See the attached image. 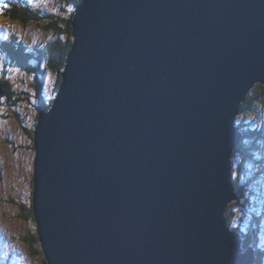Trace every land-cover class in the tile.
Listing matches in <instances>:
<instances>
[{
    "label": "water",
    "instance_id": "95a60500",
    "mask_svg": "<svg viewBox=\"0 0 264 264\" xmlns=\"http://www.w3.org/2000/svg\"><path fill=\"white\" fill-rule=\"evenodd\" d=\"M34 130L47 264H257L226 216L264 85V0H82Z\"/></svg>",
    "mask_w": 264,
    "mask_h": 264
},
{
    "label": "rangeland",
    "instance_id": "374dc122",
    "mask_svg": "<svg viewBox=\"0 0 264 264\" xmlns=\"http://www.w3.org/2000/svg\"><path fill=\"white\" fill-rule=\"evenodd\" d=\"M27 1L28 7H32L31 10L34 7L44 13L42 21L33 20L27 24L24 21L0 19V38H6L8 41L10 36H15L22 45L24 44L33 51L38 47L44 48L47 43L54 40L55 36L48 31L47 24L52 17L63 15V11L68 7L64 0ZM46 74L40 90L45 100H52V107L62 83L56 91V75L50 71ZM3 78L10 81L15 89L13 92L15 95L12 93L14 95L12 100L3 99L2 107H0V264H45L44 253L43 256L36 254L37 250L43 252L41 243L39 242L36 247L30 243L29 239L32 235H37L39 238L33 212V178L34 130L40 114L37 104H40L41 97H38L34 88L35 80L27 69L11 61L5 52H0V79ZM257 110L256 117L258 118L263 110L261 107ZM256 117L251 114L246 119L247 125L251 128L257 126L258 129L263 130L264 125L262 127L256 125ZM254 166L250 165L248 170L251 171ZM235 168L237 165L233 160L234 180ZM248 170L242 172L241 185L245 189L243 203L246 204L249 201L251 207L249 212L242 207L235 208L233 226L241 229L239 233L243 232L248 235L250 231L258 230L251 227L252 220L260 221L261 231L258 233L259 239H257L256 246L262 252L264 264V187H262L264 177L262 176L260 181L248 184L247 179L251 177ZM23 207L32 208L33 218L23 217L26 212ZM252 248L256 253L255 247Z\"/></svg>",
    "mask_w": 264,
    "mask_h": 264
},
{
    "label": "trees",
    "instance_id": "16d2710c",
    "mask_svg": "<svg viewBox=\"0 0 264 264\" xmlns=\"http://www.w3.org/2000/svg\"><path fill=\"white\" fill-rule=\"evenodd\" d=\"M67 5V9L63 11V15H56L51 18V21L47 24V29L55 36L54 40L47 43L44 48H37L35 52H29L27 47L21 44V41L16 37H10L8 41L1 44V49L9 57V59L22 68L27 69L29 74L35 80V90L40 98V104H37V110H48L51 107L52 100L48 101L42 97V91L40 90L44 78L47 76L46 72L50 71L57 77L56 91L62 83V73L66 65L68 54L73 45V19L75 15V9L82 3V0H64ZM7 5V7H4ZM0 9L2 14L0 18H5L12 21H24L27 24L33 20L42 21L43 12L33 7H28L27 0H0ZM4 73V72H3ZM6 74V73H4ZM15 89L6 78L0 79V107H2V100H12L14 98ZM14 95H13V94ZM258 107L262 108V114L258 115ZM257 113V114H256ZM253 114L256 119V125L262 127L264 125V85H256L251 93L248 95L246 101L243 103L239 119H237V125L241 128L244 138L241 145L235 150L233 154L235 168V180L236 191L239 196L238 200L231 204L227 210V218L229 220L230 227L238 232H241L237 226L234 225L235 208L242 207L246 212H249V201L245 204V189L241 185L242 172L247 171L250 165H255L254 169L250 171L251 177L247 179L248 184H253L256 181H260L261 177H264V128L258 129L251 128L247 125L249 116ZM262 115V116H261ZM31 137L33 135L31 133ZM253 162V164H252ZM264 179V178H263ZM264 187V185H262ZM245 201V200H244ZM26 211L24 218H33L32 208L23 207ZM250 214V213H249ZM261 223L257 219H253L251 227L252 232L247 235L241 233L243 237V248L247 250L249 247H255L257 254V263L263 264L262 252L257 249V239H259L258 233L261 231ZM30 243L38 247L39 238L37 235L30 236ZM37 255L43 256L41 250L36 251ZM44 263L47 262L44 260Z\"/></svg>",
    "mask_w": 264,
    "mask_h": 264
},
{
    "label": "snow or ice",
    "instance_id": "6c2138e0",
    "mask_svg": "<svg viewBox=\"0 0 264 264\" xmlns=\"http://www.w3.org/2000/svg\"><path fill=\"white\" fill-rule=\"evenodd\" d=\"M4 7H7V5H4ZM0 14H2V9H0Z\"/></svg>",
    "mask_w": 264,
    "mask_h": 264
},
{
    "label": "bare ground",
    "instance_id": "6f19581e",
    "mask_svg": "<svg viewBox=\"0 0 264 264\" xmlns=\"http://www.w3.org/2000/svg\"><path fill=\"white\" fill-rule=\"evenodd\" d=\"M42 110V109H41ZM41 110H40V112H41Z\"/></svg>",
    "mask_w": 264,
    "mask_h": 264
}]
</instances>
